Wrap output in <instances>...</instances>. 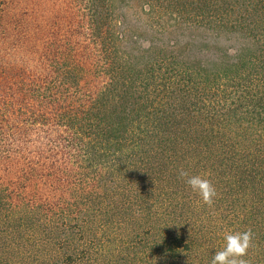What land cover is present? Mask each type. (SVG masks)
I'll return each instance as SVG.
<instances>
[{"label":"trees","instance_id":"trees-1","mask_svg":"<svg viewBox=\"0 0 264 264\" xmlns=\"http://www.w3.org/2000/svg\"><path fill=\"white\" fill-rule=\"evenodd\" d=\"M30 5L0 54V264H211L248 229L264 264V0Z\"/></svg>","mask_w":264,"mask_h":264},{"label":"clouds","instance_id":"clouds-1","mask_svg":"<svg viewBox=\"0 0 264 264\" xmlns=\"http://www.w3.org/2000/svg\"><path fill=\"white\" fill-rule=\"evenodd\" d=\"M179 176L203 203L208 205L214 203L218 193L207 174H191L182 168ZM252 237L251 229L224 233V244L214 253L211 264H251L250 260L244 257L252 247Z\"/></svg>","mask_w":264,"mask_h":264},{"label":"rangeland","instance_id":"rangeland-1","mask_svg":"<svg viewBox=\"0 0 264 264\" xmlns=\"http://www.w3.org/2000/svg\"><path fill=\"white\" fill-rule=\"evenodd\" d=\"M30 4H37L40 8L42 6L41 14L46 12L57 13L67 4L75 5V0H15L14 2L12 0H0V54L3 57L6 56L9 58L12 52L11 49L14 45L11 35H13L14 30L17 32L18 27L16 28L15 25L12 24H18L17 21L21 17V14L27 16L28 13H31L30 10L32 7ZM115 5L117 8V17L121 16V14H125L130 20H135L140 13L136 1H132L126 6L122 5L121 2L118 3V1H115ZM36 6L34 5V8ZM132 24H134V22ZM7 29H10V32H8ZM221 44L226 45L229 44V42Z\"/></svg>","mask_w":264,"mask_h":264}]
</instances>
